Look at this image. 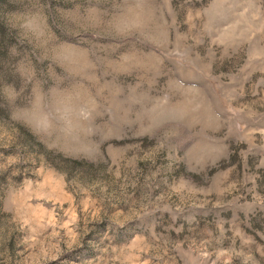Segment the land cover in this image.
<instances>
[{
	"label": "rangeland",
	"instance_id": "obj_1",
	"mask_svg": "<svg viewBox=\"0 0 264 264\" xmlns=\"http://www.w3.org/2000/svg\"><path fill=\"white\" fill-rule=\"evenodd\" d=\"M0 264H264V0H0Z\"/></svg>",
	"mask_w": 264,
	"mask_h": 264
}]
</instances>
